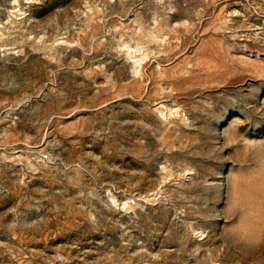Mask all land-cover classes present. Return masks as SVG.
Masks as SVG:
<instances>
[{"label":"rangeland","instance_id":"obj_1","mask_svg":"<svg viewBox=\"0 0 264 264\" xmlns=\"http://www.w3.org/2000/svg\"><path fill=\"white\" fill-rule=\"evenodd\" d=\"M0 264H264V0H0Z\"/></svg>","mask_w":264,"mask_h":264}]
</instances>
